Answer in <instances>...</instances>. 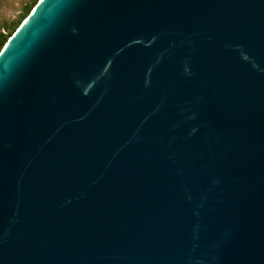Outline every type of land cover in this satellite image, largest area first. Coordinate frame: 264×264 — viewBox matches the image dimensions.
Here are the masks:
<instances>
[{
	"label": "water",
	"instance_id": "water-1",
	"mask_svg": "<svg viewBox=\"0 0 264 264\" xmlns=\"http://www.w3.org/2000/svg\"><path fill=\"white\" fill-rule=\"evenodd\" d=\"M0 264H264V0H38L0 49Z\"/></svg>",
	"mask_w": 264,
	"mask_h": 264
},
{
	"label": "rangeland",
	"instance_id": "rangeland-1",
	"mask_svg": "<svg viewBox=\"0 0 264 264\" xmlns=\"http://www.w3.org/2000/svg\"><path fill=\"white\" fill-rule=\"evenodd\" d=\"M37 1L38 0H0V37L3 34H7L9 30L14 31ZM29 5L30 8L28 12L25 13V9Z\"/></svg>",
	"mask_w": 264,
	"mask_h": 264
},
{
	"label": "trees",
	"instance_id": "trees-1",
	"mask_svg": "<svg viewBox=\"0 0 264 264\" xmlns=\"http://www.w3.org/2000/svg\"><path fill=\"white\" fill-rule=\"evenodd\" d=\"M29 8H30V5L26 7L25 13L28 12ZM12 32L13 31L9 30L7 34L1 35V37H0V48L2 47V45L4 44V42L7 40V38L11 35Z\"/></svg>",
	"mask_w": 264,
	"mask_h": 264
}]
</instances>
